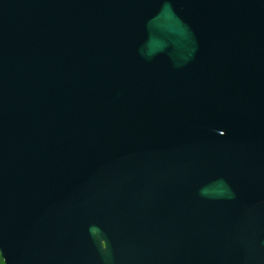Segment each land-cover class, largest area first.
Returning <instances> with one entry per match:
<instances>
[{
  "label": "water",
  "instance_id": "95a60500",
  "mask_svg": "<svg viewBox=\"0 0 264 264\" xmlns=\"http://www.w3.org/2000/svg\"><path fill=\"white\" fill-rule=\"evenodd\" d=\"M5 264H264V0H0Z\"/></svg>",
  "mask_w": 264,
  "mask_h": 264
},
{
  "label": "trees",
  "instance_id": "16d2710c",
  "mask_svg": "<svg viewBox=\"0 0 264 264\" xmlns=\"http://www.w3.org/2000/svg\"><path fill=\"white\" fill-rule=\"evenodd\" d=\"M0 264H5L3 258L0 255Z\"/></svg>",
  "mask_w": 264,
  "mask_h": 264
}]
</instances>
